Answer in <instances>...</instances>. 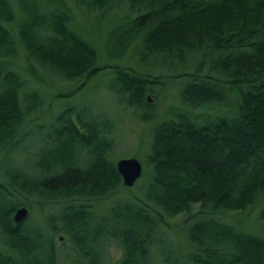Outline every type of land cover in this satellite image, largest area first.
Instances as JSON below:
<instances>
[{
  "label": "trees",
  "instance_id": "trees-1",
  "mask_svg": "<svg viewBox=\"0 0 264 264\" xmlns=\"http://www.w3.org/2000/svg\"><path fill=\"white\" fill-rule=\"evenodd\" d=\"M73 9L91 14L92 28L113 19L105 41L113 59L132 42L135 52L159 56L167 68L175 67V60L183 62L187 52L199 54L190 72L173 76L185 78L179 92L191 108L207 109L227 100V87L233 91L231 115L195 122L182 113L175 121L158 123L145 155L150 168L145 195L168 217L199 207L187 226V238L198 251L187 257L189 264H264V204L257 212L261 235L208 216L243 212L264 196V0H0V174L6 177L0 183V264H55L50 238L26 225L32 208L22 192L41 200L61 198L65 215L60 230L85 254L82 242H94L108 231L89 226L90 206L70 199L105 196L122 184L113 162L105 158L110 143L99 124L83 121L82 112L71 106L54 117L47 132L51 147L38 150L34 160L46 176L40 180L9 168L5 160L25 138L23 118L43 104L36 88L19 98L28 79L10 68L11 57L23 53L28 78L36 84L43 81L41 72L78 80L62 95L69 98L108 68L113 74L110 91L126 105L144 104L145 92L156 83L154 77L98 64L96 47L88 39L93 29L84 31ZM79 151L88 153L85 161L75 160ZM19 206L27 209L26 216L14 223L12 214ZM149 209L117 208L113 221L118 228L112 232L122 248L117 264H150L155 222ZM86 257L88 264H96L95 253Z\"/></svg>",
  "mask_w": 264,
  "mask_h": 264
},
{
  "label": "rangeland",
  "instance_id": "rangeland-1",
  "mask_svg": "<svg viewBox=\"0 0 264 264\" xmlns=\"http://www.w3.org/2000/svg\"><path fill=\"white\" fill-rule=\"evenodd\" d=\"M112 6H110L111 11L115 10L114 6ZM122 9L126 10V6ZM74 12L76 13L74 14L75 21H81L80 24L84 31L90 33L93 29L88 39L96 47V54L99 59L98 64L115 65L130 74L154 77L156 83L145 92L144 104L126 105L119 96L110 91L113 74H111V69L108 68L95 74L96 76L90 81L82 84L79 90H76L70 98L64 97L62 95L68 93L72 85L80 82L78 80H62L56 75L52 76L49 73L41 72L40 77H42L43 81L36 84V82L29 80L23 53L18 50L17 55L14 58L11 57L12 65L10 68L15 70V72L17 71L23 81L28 79L27 82L24 81L23 86L20 88L19 98L23 97L25 92L28 93L31 89L36 88L39 98L43 100V104L39 112L23 118L24 123L21 130L24 131L25 138L19 147L11 151L5 161L9 168L19 169L21 170L20 172L27 173L31 177L36 176L42 180L47 173L40 172L34 166L37 152L38 150L41 152V149L44 151L51 147V142L47 139V132L54 122V117L63 108L74 107L77 111L82 112L83 121L87 123L97 122L99 124L98 127L102 131V137L108 139L110 143L105 158L113 162L114 167L117 159L134 157V159L138 160L141 168L140 176L127 188L119 184L116 188L106 193L105 196H82L70 199V203H86L90 206L87 210L88 220H86L89 226L92 228H106L108 231L107 233L102 231V237H99L94 242H90L88 238L86 241L84 240L82 243L86 247V253L96 254V264L118 263L117 261L122 257V248L112 234L118 228L113 219L117 208L125 204V206L136 209L138 207L152 208L149 209L151 212L149 215L152 216L151 218L155 222V228H153L152 241L148 249V261L150 264H173L175 262L177 264H189L187 257L198 251L195 247L196 245L187 238V226L191 224L192 216L199 207L194 204L191 205L190 211L168 217L167 214L152 205L145 195L150 173V168L145 163V155L149 153L151 134L158 123L165 122V120L175 121L176 116L182 113L192 116L195 122L201 120L202 117L207 119V117L214 115H231L233 113L232 109H234L233 98L235 94L227 87V100L210 103V105H207V109L191 108L182 102L179 92L185 82V78L173 76L177 72L182 74L190 72L199 60V54H189L187 52L182 56L183 62L180 63L174 59L175 67L167 68L160 63L159 56L147 57L139 50L135 52L133 47L136 42H132L120 58L113 59L106 53L105 43L107 41L106 32L115 24V22L111 21L113 19H104L97 28H92L90 25L91 14L86 16L78 10H74ZM108 13L113 14L109 11ZM8 27L12 34L14 29L12 24ZM11 37L16 42L17 37L15 35H11ZM71 118L75 119L74 115ZM87 154L86 151H79L75 160L83 161ZM5 178L3 174H0V183ZM22 195V198L32 208L31 217L26 225L36 230L37 234L50 238L51 242L49 244L54 252L55 264H88L89 258L86 257L88 254H80L75 243H73L72 237L60 230L62 227L61 217L65 215L63 209L65 204L61 198L53 200L43 198L41 200L34 196L31 197L25 192H22ZM263 197L260 195L253 202V205L247 207L243 212H215L208 216L216 218L236 230L247 231L252 233V235H261L263 224L258 218L257 212L260 211L261 205L264 204ZM5 199L7 200L8 197L6 196ZM157 241L160 242L159 246Z\"/></svg>",
  "mask_w": 264,
  "mask_h": 264
},
{
  "label": "water",
  "instance_id": "water-1",
  "mask_svg": "<svg viewBox=\"0 0 264 264\" xmlns=\"http://www.w3.org/2000/svg\"><path fill=\"white\" fill-rule=\"evenodd\" d=\"M139 162L134 157L119 158L115 161V169L119 174L121 183L124 187L131 186L140 176L141 168ZM27 209L23 206L17 207L12 214V222L17 223L22 221L26 216Z\"/></svg>",
  "mask_w": 264,
  "mask_h": 264
}]
</instances>
